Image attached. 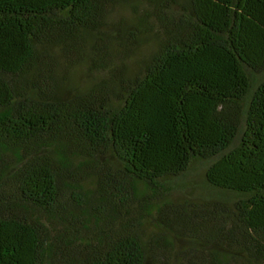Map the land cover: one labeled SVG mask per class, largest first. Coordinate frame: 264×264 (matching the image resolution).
Instances as JSON below:
<instances>
[{
    "label": "trees",
    "instance_id": "1",
    "mask_svg": "<svg viewBox=\"0 0 264 264\" xmlns=\"http://www.w3.org/2000/svg\"><path fill=\"white\" fill-rule=\"evenodd\" d=\"M0 264H264V0H0Z\"/></svg>",
    "mask_w": 264,
    "mask_h": 264
},
{
    "label": "rangeland",
    "instance_id": "2",
    "mask_svg": "<svg viewBox=\"0 0 264 264\" xmlns=\"http://www.w3.org/2000/svg\"><path fill=\"white\" fill-rule=\"evenodd\" d=\"M130 14L131 11L129 13L128 10L124 11L122 15L129 16ZM150 38L151 37L142 39L143 42L139 45V48L135 50V55L132 57L129 64L131 68H137L143 57L151 51L154 43ZM89 67V62H86L73 68L70 77L73 85L82 86L96 77L95 72ZM208 163L209 160H195L185 173L176 177L163 179L161 184L166 188V197L177 202L184 198L191 197L197 199L200 196L206 195L209 190L205 181V170ZM160 189L162 190V188Z\"/></svg>",
    "mask_w": 264,
    "mask_h": 264
}]
</instances>
